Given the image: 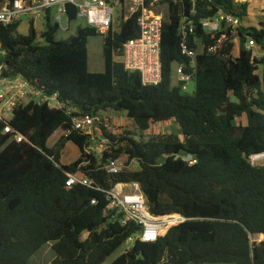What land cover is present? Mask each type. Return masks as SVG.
<instances>
[{
	"label": "trees",
	"instance_id": "obj_1",
	"mask_svg": "<svg viewBox=\"0 0 264 264\" xmlns=\"http://www.w3.org/2000/svg\"><path fill=\"white\" fill-rule=\"evenodd\" d=\"M250 1L211 0V9L204 3L195 19L221 8L243 21ZM170 5L163 26V80L157 86L143 85L138 72L124 67L123 47L139 36L135 17L105 36L84 26L66 40H56L58 24L47 23L41 35L33 28L23 35L18 26H0V49L6 51L0 61L7 73L58 93L65 104L61 110L36 102L16 109L8 124L28 141L13 140L0 123V264H30L50 243L56 253L51 264H105L141 232L140 225L123 223V215L108 208L102 191L130 182L140 183L154 216L180 214L188 220L167 225L156 241L136 239L112 264H264V165L250 161L264 153L263 60L245 46L250 38L264 49L263 24L242 23L236 55L231 30L209 35L198 25L188 44L196 49L199 39L205 49L196 59L195 91L188 94L172 83V65L189 63V58L181 53L178 6ZM69 18L76 20L73 9ZM100 35L105 69L93 73L88 42ZM219 41L218 51L208 52ZM68 109L74 111L69 114ZM109 110L124 112L139 135L104 131L111 152L87 154L90 137L73 130L72 118ZM243 117L245 124L238 122ZM163 122L175 123L177 131L147 134ZM58 130L64 134L49 148L48 140ZM67 141L81 154L62 165ZM123 154L137 160L139 170L108 173L102 168ZM183 155L197 162L190 164ZM75 173L92 178L102 190L68 187V174ZM256 236L263 239L253 241Z\"/></svg>",
	"mask_w": 264,
	"mask_h": 264
},
{
	"label": "built area",
	"instance_id": "obj_2",
	"mask_svg": "<svg viewBox=\"0 0 264 264\" xmlns=\"http://www.w3.org/2000/svg\"><path fill=\"white\" fill-rule=\"evenodd\" d=\"M245 1L247 0H236L241 3ZM171 2L178 6V30L182 39L181 53L189 58V63L172 65V75L175 73L172 81L176 79L174 85L186 92L190 84L195 82L197 56L203 54L205 49L199 39L196 40V49L188 44L197 26L200 25L209 35L231 30L235 41L239 39L242 20L233 13L220 8L213 16L201 18L199 22L196 21L195 16L201 8H204V3L207 2V9H211L209 5L211 0H0V26L15 25L19 30L23 19H26L29 30L33 28L36 31V26L40 21L52 24L53 20L55 22L53 24H58L60 27L63 18H66L68 26L63 28L68 30L70 28L69 13L73 9L76 19L84 20L85 26L95 28L105 36L110 30H115L121 22L135 17L139 27V36L127 41L123 47L124 67L128 71L138 72L143 85L157 86L163 80L161 56L163 26L166 18L170 16ZM222 37L225 38L226 33ZM220 42L208 47V52L216 53L221 46ZM254 45H256L255 42L248 38L246 48L252 50L251 47H255ZM5 55L6 51L1 48L0 59ZM31 102L47 105L56 110L65 107L58 93H47L22 76L8 74L5 62L0 61V123L5 124L4 133L12 134V139L18 142L28 140L16 132L8 122L14 116L16 109ZM73 111V109L67 110L69 114ZM127 119L130 120L128 117ZM72 121L73 130L81 131L90 137V144L86 146L85 152L95 156L103 157L106 152H111V140L104 131L112 135L123 133V130L117 131L111 121L100 114L98 116H74ZM70 133L71 131L66 132L67 135ZM182 158L190 164L197 162L191 155H183ZM261 158H264V153L253 155L252 161ZM131 162L138 164V167L131 168ZM102 168L108 173H119L139 170L140 166L137 160L129 161L128 155L123 154L117 159L110 160ZM66 185L68 187L83 185L102 190L92 178L81 173L68 174ZM102 191L106 193L108 208L117 210L123 215V223L135 222L141 226L140 234L131 238V241L136 239L144 242L156 241L167 225H179L188 220L180 214L154 216L150 212L147 199L138 182L117 183L111 189ZM92 203L96 204V200Z\"/></svg>",
	"mask_w": 264,
	"mask_h": 264
},
{
	"label": "rangeland",
	"instance_id": "obj_3",
	"mask_svg": "<svg viewBox=\"0 0 264 264\" xmlns=\"http://www.w3.org/2000/svg\"><path fill=\"white\" fill-rule=\"evenodd\" d=\"M55 23L52 20V24ZM242 23L246 27H256L260 28L261 23L264 27V0H251L249 5V14L247 18H245ZM46 21H40L36 26V32L37 34L41 35L44 33L47 29ZM86 25V22L84 20L76 19L74 21L70 22V28L68 30L64 29L63 27L68 26V21L66 18H63L62 24L55 36L56 40H66L69 37L76 34L77 29L79 27H84ZM19 32L23 35H27L29 33V26L27 25L26 19H23V23L19 27ZM39 40L42 43H45L43 39L39 37ZM236 49L234 51V54H238L239 51V43L236 40ZM255 47L252 48L253 56L255 58H258L259 60H263V63L259 65V73L261 75L264 74V49L261 46L254 45ZM104 37L103 36H97V37H91L88 42V68L90 72L98 73L103 72L105 69V59H104ZM175 69V68H174ZM173 78H175V73L172 75ZM172 81L173 85L176 84V79H173ZM196 88L195 82H192L188 88V90L185 93L193 94ZM100 116L103 118H108L112 126L119 131L120 129L124 131H131L139 135V132L136 130L135 123L133 121H130L127 119V115L124 112H114L112 110L101 112ZM238 122H241L242 124L246 123L245 117L238 119ZM133 129V130H132ZM178 129V126L173 122H163L155 124L148 132L147 134L149 136L152 135H158V134H169L171 132H176ZM64 134L62 130H58L53 134V136L48 140L47 146L49 148H53L55 144L58 142V140L61 138V136ZM80 149L72 142L67 141L65 148L62 152V157L60 159V163L62 165H70L74 163L78 158L80 157ZM163 161V159H162ZM250 161L255 166H261L264 165V158L256 159L255 161H252V157L250 158ZM131 168L138 167V164H135V162H131L130 164ZM263 238L261 236H256L253 238L254 240L260 241ZM135 244V241L128 240L123 246H121L116 252H114L106 261L105 264H112V262L122 255L125 251L133 247ZM56 257V253L52 248V244H47L43 246L36 254L32 256L30 259V264H51L54 258ZM208 264H232V263H208Z\"/></svg>",
	"mask_w": 264,
	"mask_h": 264
}]
</instances>
